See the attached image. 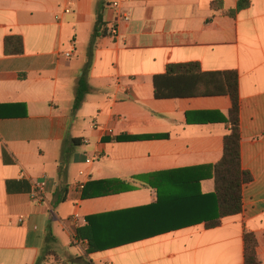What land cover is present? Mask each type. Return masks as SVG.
<instances>
[{
  "label": "crops",
  "instance_id": "1",
  "mask_svg": "<svg viewBox=\"0 0 264 264\" xmlns=\"http://www.w3.org/2000/svg\"><path fill=\"white\" fill-rule=\"evenodd\" d=\"M237 1L0 0V264H243L244 231L264 264V0ZM8 37L21 54L5 53ZM188 63L238 76L240 167L252 180L241 213L212 229L210 200L191 198L180 180L192 174L179 170L221 159L227 131L205 113L227 118L230 98L153 96L154 76ZM83 73L91 90L72 116ZM66 136L81 145L52 207ZM93 181L130 189L82 199ZM213 190L200 181L201 195Z\"/></svg>",
  "mask_w": 264,
  "mask_h": 264
},
{
  "label": "trees",
  "instance_id": "2",
  "mask_svg": "<svg viewBox=\"0 0 264 264\" xmlns=\"http://www.w3.org/2000/svg\"><path fill=\"white\" fill-rule=\"evenodd\" d=\"M250 0H238L236 11L248 7ZM214 5H219L218 2ZM227 16L233 17L234 11L226 12ZM100 22V19H98ZM96 35H104L97 27ZM95 37H93L94 39ZM4 50L7 55H19L23 51L22 40L19 37H8L4 40ZM89 65L86 66L88 69ZM153 96L156 100L208 97L227 95L231 101V107L227 118L221 115L206 112L210 117L208 121L222 123L227 131L223 137V149L221 159L213 166H199L179 170L185 175L192 174L189 179L182 178L180 187L189 186L195 194L191 198L203 197L210 200L211 215L204 219L207 229L216 228L225 217L235 216L241 213V190L242 187L251 182V175L240 167V135H239V98H238V76L234 71L224 73L200 72L197 63L170 64L166 66L165 73L154 76ZM87 84L86 73L78 80L71 115L81 107L84 97L90 92ZM148 136H126L115 138L116 142H139L148 140ZM81 145L79 139L66 136L61 146V155L57 167V185L52 194V207L63 203L67 192V166L74 154V149ZM189 176V175H188ZM212 179L214 184L213 193L201 195L199 192L200 181ZM130 187L122 181H93L88 182L83 188L81 198L103 197L114 195L129 190ZM96 190V191H94ZM257 241L253 233H243V264H261L256 254ZM41 259L35 264H40ZM86 264H91L87 262Z\"/></svg>",
  "mask_w": 264,
  "mask_h": 264
},
{
  "label": "built area",
  "instance_id": "3",
  "mask_svg": "<svg viewBox=\"0 0 264 264\" xmlns=\"http://www.w3.org/2000/svg\"><path fill=\"white\" fill-rule=\"evenodd\" d=\"M117 6H118L117 3H114V4H113V7H114V8H116ZM64 12H65V13H69V10H65ZM122 20H123V21H127V20H128V17H127V16H122ZM110 34H111L113 37H115V36L117 35V31H116V29H115V28H112L111 31H110ZM64 56H65L66 58H69V57L71 56V54H70V53H65ZM36 187H37V190H38L39 188H41V185H40V186H36ZM77 218H78V216L75 215V216H74V219H77Z\"/></svg>",
  "mask_w": 264,
  "mask_h": 264
}]
</instances>
